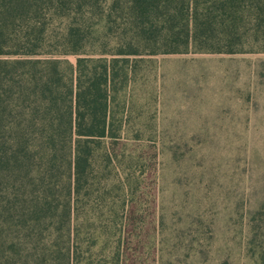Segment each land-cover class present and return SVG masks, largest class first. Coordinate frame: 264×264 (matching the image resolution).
I'll use <instances>...</instances> for the list:
<instances>
[{"label": "rangeland", "instance_id": "374dc122", "mask_svg": "<svg viewBox=\"0 0 264 264\" xmlns=\"http://www.w3.org/2000/svg\"><path fill=\"white\" fill-rule=\"evenodd\" d=\"M105 10L77 17L91 32L86 56L119 57L128 41ZM50 21L41 58L66 31ZM127 58L110 90L118 137L77 204L75 230L92 248L82 263L264 264V52Z\"/></svg>", "mask_w": 264, "mask_h": 264}, {"label": "trees", "instance_id": "16d2710c", "mask_svg": "<svg viewBox=\"0 0 264 264\" xmlns=\"http://www.w3.org/2000/svg\"><path fill=\"white\" fill-rule=\"evenodd\" d=\"M104 4L128 38L112 59L84 54L91 32L76 21ZM52 16L66 20L65 35L41 58ZM192 50L264 52V0H0V264H83L92 248L74 219L97 153L118 137L117 64Z\"/></svg>", "mask_w": 264, "mask_h": 264}]
</instances>
